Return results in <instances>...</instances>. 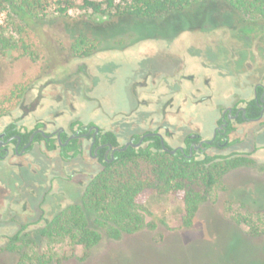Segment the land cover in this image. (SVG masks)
Segmentation results:
<instances>
[{
    "label": "flooded vegetation",
    "instance_id": "af4514ba",
    "mask_svg": "<svg viewBox=\"0 0 264 264\" xmlns=\"http://www.w3.org/2000/svg\"><path fill=\"white\" fill-rule=\"evenodd\" d=\"M233 31L229 38L219 35L220 42L217 31L197 39L198 62L175 75L139 64L140 72L121 79L116 59L144 39L72 51L59 74L43 75L18 93L0 111V249L46 229L53 219L45 215L53 190L77 187L83 195L94 178L130 152L151 149L205 169L249 162L264 168V31L256 32V42ZM198 67L207 73H197ZM115 85L128 97L120 105L109 100ZM179 93L198 96L195 108L224 93L207 133L196 122L176 123Z\"/></svg>",
    "mask_w": 264,
    "mask_h": 264
},
{
    "label": "rangeland",
    "instance_id": "374dc122",
    "mask_svg": "<svg viewBox=\"0 0 264 264\" xmlns=\"http://www.w3.org/2000/svg\"><path fill=\"white\" fill-rule=\"evenodd\" d=\"M89 1L100 3L105 9L106 0ZM74 2L75 7L64 15L58 14L52 4L44 14L27 20V25L8 11L0 10V111L18 100L17 94L35 79L59 74L66 63H71V48L80 40L93 52L146 39L135 46V53L116 59L122 79L139 71V64L147 71L166 76L197 63L199 57L193 45L204 34L208 37L207 32L217 31V37L229 38L234 29V34L240 32L256 42L260 37L256 32L264 31V18L244 15L224 1H197L179 12L151 20L114 16L113 9L95 12L84 8L83 0ZM180 31L183 32L179 35ZM260 39L259 42L263 41ZM216 41L220 42L219 37ZM197 71L206 72L202 67ZM183 87L185 91L190 89L187 84ZM120 88L115 85V93H109V100L117 105L128 99ZM223 94H215L208 106L195 108L192 100L198 96L179 93L182 110L176 123L183 126L196 122L207 133ZM262 166L243 163L226 173L211 189L189 228L183 225L184 204L180 197L151 192L140 212L147 227L133 235L112 240L103 234L97 246L85 251L67 238L47 239L30 233L21 236L15 250H9L11 245L6 250L0 249V264H14L19 256L16 249L24 246L29 255L42 257L45 264H264ZM53 191L46 202L48 218L81 200L77 187L64 188V193ZM253 200L259 203L254 204Z\"/></svg>",
    "mask_w": 264,
    "mask_h": 264
},
{
    "label": "trees",
    "instance_id": "16d2710c",
    "mask_svg": "<svg viewBox=\"0 0 264 264\" xmlns=\"http://www.w3.org/2000/svg\"><path fill=\"white\" fill-rule=\"evenodd\" d=\"M197 1L214 0H119L117 5L115 0H106L105 9L100 3L83 0V6L95 12L113 9L114 16L151 20L179 12ZM217 1L228 3L244 15L264 18V0ZM52 4L60 15L75 7L74 0H0V10L8 11L27 25V20L44 14ZM3 46H6L4 41ZM86 48V42L80 40L71 50ZM238 166L233 163L225 168L205 169L204 165L171 159L151 149L124 154L113 167L92 180L78 204L62 209L40 236L67 238L90 251L101 242L103 234L112 240L133 235L147 227L140 212L151 192L180 197L184 204L183 225L189 228L200 206L207 202L211 189ZM15 243L9 250H15ZM24 248L16 249L19 256L14 264H45L42 257L29 255Z\"/></svg>",
    "mask_w": 264,
    "mask_h": 264
}]
</instances>
